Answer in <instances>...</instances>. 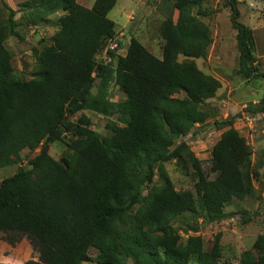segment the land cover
<instances>
[{
    "label": "trees",
    "instance_id": "16d2710c",
    "mask_svg": "<svg viewBox=\"0 0 264 264\" xmlns=\"http://www.w3.org/2000/svg\"><path fill=\"white\" fill-rule=\"evenodd\" d=\"M203 3L175 0L176 22L159 26L161 59L131 39L124 57L109 51L110 61L102 63L96 57L115 37L108 14L116 0H95L89 9L76 0H30L22 5L25 26L63 15L51 44L36 53L29 81L16 76L5 47L23 26L14 19L18 12L8 10L6 23L0 21V170L19 163L24 151L35 155L0 182V235L31 240L52 264H218L219 235L204 250L200 237L182 241L173 223L185 215L205 223L227 219L225 207L252 194L251 178L264 166V151L253 165L252 149L234 129L233 117L215 122L226 130L211 150L210 170L197 167L194 193L176 192L165 172L164 165L185 149L172 150L176 142L209 120L206 101L221 88L195 62L207 57L212 44L208 26L198 19L213 14ZM226 8L236 32V74L247 83L264 78L253 32L239 21L238 0H227ZM111 84L124 101L109 99ZM82 112L115 118L106 125L110 136L94 132L84 115L71 120ZM254 113L264 116V97ZM65 141L67 155L54 160L50 147ZM90 250L97 252L94 259ZM238 264H264V235Z\"/></svg>",
    "mask_w": 264,
    "mask_h": 264
},
{
    "label": "rangeland",
    "instance_id": "374dc122",
    "mask_svg": "<svg viewBox=\"0 0 264 264\" xmlns=\"http://www.w3.org/2000/svg\"><path fill=\"white\" fill-rule=\"evenodd\" d=\"M29 1L0 0V21L6 23L8 10L11 9L18 12L14 19L23 25L17 28L19 36L9 37L5 47L11 54L16 76L25 81L34 77L36 53L42 47L51 44L53 35L58 31V20L63 15L58 12L44 22L25 26L29 19L22 5ZM76 2L89 9L95 0H76ZM174 2L175 0H116L115 7L108 14V18L115 24V37L99 52L96 57L98 62L107 63L108 53L113 50H116V56L124 57L131 39H135L148 52L161 59L164 41L160 37L159 26L166 20L176 22L178 14L174 9ZM226 2L227 0H204L203 8L213 14L209 17H198L208 26L212 44L207 57L195 61L196 66L204 74L218 80L221 88L213 99L206 101L204 109L210 113L209 120L203 125L195 126L189 135L178 140L172 150L180 145H184L185 149L179 158L164 165L176 192L194 193V186L198 180L197 167L206 172L210 170L211 150L226 130H218L215 122L219 123L235 117L234 129L251 147L253 165H256L257 159L261 158V153L264 151V116L254 113L256 105L264 97V78L247 83L236 74L239 56V54L237 56L236 37H234L236 32L231 28L230 11L226 8ZM239 21L248 26L247 22L240 19ZM256 35L264 38V31H259ZM179 61H183V57H180ZM259 72L264 74V69H260ZM108 93L112 102L124 101V94L115 84L110 85ZM175 97L182 99L184 95L179 94ZM81 115L90 120L94 132L102 137L110 136L111 133L106 125L115 122V118L82 112L71 120L76 121ZM67 142L56 143L50 147L49 154L54 160L60 161L67 155ZM34 155L24 151L19 163L1 169L0 182L13 176L20 168L26 167L27 162ZM214 177L215 175L211 174L210 179ZM154 183L160 186L157 175ZM251 184L252 194L242 201L233 200L227 205L224 211L228 218L221 222L205 223L200 217L189 215L176 219L173 225L182 241L185 242L191 236L200 237L203 249L208 250L215 236L219 235L221 256L218 264H238L241 255L252 249L256 238L264 235V166L252 176ZM96 255V251L90 250V258L94 259ZM32 261L36 264L53 263L48 252H44L31 240L13 233L0 235V263L25 264ZM123 264H132V262L124 261ZM190 264H195L194 259Z\"/></svg>",
    "mask_w": 264,
    "mask_h": 264
},
{
    "label": "crops",
    "instance_id": "0c3cea01",
    "mask_svg": "<svg viewBox=\"0 0 264 264\" xmlns=\"http://www.w3.org/2000/svg\"><path fill=\"white\" fill-rule=\"evenodd\" d=\"M238 1L242 3V5L239 6L240 20L247 22L248 26H245L253 32L254 56L256 59V65L260 71V69H264V38H261L260 36L257 37L256 33L264 31V0ZM244 9H246V11H244ZM234 37H236V34Z\"/></svg>",
    "mask_w": 264,
    "mask_h": 264
},
{
    "label": "built area",
    "instance_id": "2783aa9c",
    "mask_svg": "<svg viewBox=\"0 0 264 264\" xmlns=\"http://www.w3.org/2000/svg\"><path fill=\"white\" fill-rule=\"evenodd\" d=\"M110 61V58L107 60V62H109Z\"/></svg>",
    "mask_w": 264,
    "mask_h": 264
}]
</instances>
